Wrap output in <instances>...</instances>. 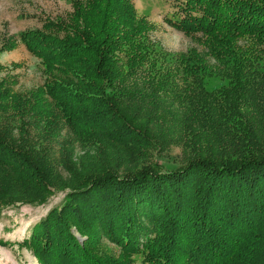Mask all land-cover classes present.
Masks as SVG:
<instances>
[{"label": "trees", "instance_id": "16d2710c", "mask_svg": "<svg viewBox=\"0 0 264 264\" xmlns=\"http://www.w3.org/2000/svg\"><path fill=\"white\" fill-rule=\"evenodd\" d=\"M72 4L66 19L3 43L25 44L47 78L27 94L13 92L11 75L0 80V206L67 189L19 245L40 264H264V0H185L165 18L202 34L205 50L176 56L150 40L133 0ZM167 79L191 92L181 94L186 160L171 169L148 153L170 143L138 119L156 122L149 107ZM132 97L143 105L129 107ZM223 131L227 143L196 141Z\"/></svg>", "mask_w": 264, "mask_h": 264}, {"label": "rangeland", "instance_id": "374dc122", "mask_svg": "<svg viewBox=\"0 0 264 264\" xmlns=\"http://www.w3.org/2000/svg\"><path fill=\"white\" fill-rule=\"evenodd\" d=\"M72 2L73 0H0V65L3 66L0 68V80L11 75L12 77L9 78L16 80V83L12 86L14 88H12L13 92L30 93L31 90L45 83L47 74L42 60L31 53L25 44L19 42L12 49H3L4 41L9 36L19 34L27 29L43 28L49 19H58L59 17L66 19L73 10ZM184 2L185 0H133L137 13L141 17L148 18L146 20L153 25L149 33L150 40L173 56L187 53L193 47H196L200 52L205 50L204 46L197 41V37H201L202 34L187 35L183 30L170 24L165 18L167 13L171 15V13L181 11L180 7H183ZM180 14L183 17L185 13L180 12ZM239 41L243 47L248 45L246 40ZM153 73L150 75H153ZM142 75L137 74V78ZM137 78L136 81L140 85L141 81ZM166 81L165 90L159 91L160 97H157L156 101L152 99V105L149 107L152 115L157 118L156 122L152 123L147 115L138 117V119L145 122L149 127L155 128L153 142H160L161 139H157V136H160L159 138L167 141V144L170 143L169 146L164 148L160 146L151 147L148 153L151 154L153 160L162 163L164 168L171 169L184 164L186 160L183 145L186 139L179 133V128L183 122L188 121L181 119H183V114L190 107L191 102L183 99L181 94L191 92L188 91L186 86L183 87V80H181L182 82L180 79H167ZM209 81L211 84L215 80L209 78ZM154 82L156 83V79H154ZM200 98L202 101L207 99L205 96ZM128 105L135 108L143 104L141 100L132 97ZM258 117L256 113L250 119L251 122L257 125L256 129L260 128ZM66 128L62 133L63 139L69 138V132ZM170 129H173L174 132L171 133ZM167 134H169L168 138H166ZM186 136H191L189 131H187ZM208 138L207 141L202 139H196V141L205 143L206 146H214L227 143L230 140L225 131L219 137L210 136ZM57 145V142H53L54 147H57ZM73 145L77 148L74 153L78 155L84 153L79 151L78 140H73ZM61 170L63 175L66 176V172L63 169ZM66 193L67 189H59L42 203L18 202L0 206V264H40L32 251L25 246L21 247L19 243L29 237L31 228L45 218L52 208L62 204ZM72 229L82 242L87 239L88 236L82 234L75 225L72 226ZM100 240L113 251V254L122 253V249L106 236L101 237ZM134 264L144 263L138 257Z\"/></svg>", "mask_w": 264, "mask_h": 264}]
</instances>
